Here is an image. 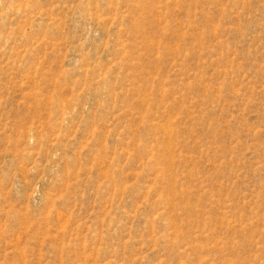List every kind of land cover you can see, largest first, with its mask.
Wrapping results in <instances>:
<instances>
[{"label": "rangeland", "instance_id": "rangeland-1", "mask_svg": "<svg viewBox=\"0 0 264 264\" xmlns=\"http://www.w3.org/2000/svg\"><path fill=\"white\" fill-rule=\"evenodd\" d=\"M0 264H264V0H0Z\"/></svg>", "mask_w": 264, "mask_h": 264}]
</instances>
